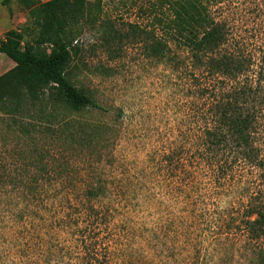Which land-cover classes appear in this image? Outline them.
I'll return each instance as SVG.
<instances>
[{
  "label": "rangeland",
  "instance_id": "rangeland-1",
  "mask_svg": "<svg viewBox=\"0 0 264 264\" xmlns=\"http://www.w3.org/2000/svg\"><path fill=\"white\" fill-rule=\"evenodd\" d=\"M218 1L221 5L213 8V14L219 11L233 24L236 36L260 60L256 45L263 42L259 34L264 35V0ZM2 2L0 44L9 32L25 31L29 24V13L19 0H12L9 7ZM141 14L136 8L113 11L110 16L118 28L126 29L130 22L147 24ZM102 38L96 29L83 27L74 43L79 52L71 76L74 85L98 105L75 117L90 125L82 136H94V150L77 154L52 140L40 127L38 107L33 119L18 116L14 120L15 116L0 111V264H27L23 262L26 258H33L28 264L38 259L36 264H50L42 258L46 256L42 251L47 252L52 244L68 246L66 253L72 254L61 262L58 259L59 264H81L84 253L80 257L81 249L76 248L80 236L74 237L75 245H68L67 232L59 235L52 223L54 218L69 219L70 213L77 221L75 226L93 230L95 220L89 218L90 205H84L82 191L89 184L97 188L103 184L108 189V198L92 206L104 211L106 204L112 210L110 223L102 227L100 235L114 234L111 243L104 242L112 264H256L257 256L238 227L243 226L238 213L241 188L249 186L248 181L223 182L220 187H224L219 188L212 177L209 180L199 173L198 181L190 185L189 163L187 170L176 171V166L172 169L163 160L177 155L180 147L191 156L187 142L194 138L197 127L193 122L202 106L188 84L193 70L182 67L178 72L175 64L149 59L140 46L125 42L112 53L103 47ZM31 39L26 37L28 42ZM173 49L177 56H188L184 49ZM14 66L0 55V77ZM207 80V86H216ZM260 109L264 114V106ZM32 126L39 129L32 131ZM260 132L264 133V123ZM42 153L46 163L54 159L58 168L68 161L77 177L52 182L33 200L20 191L21 182L34 184L39 169L31 163H37ZM246 174L250 179L249 170ZM246 201L241 200L242 207ZM44 218L48 220L45 226ZM32 225L37 226L36 231L31 230ZM38 236L43 237L42 244Z\"/></svg>",
  "mask_w": 264,
  "mask_h": 264
},
{
  "label": "trees",
  "instance_id": "trees-1",
  "mask_svg": "<svg viewBox=\"0 0 264 264\" xmlns=\"http://www.w3.org/2000/svg\"><path fill=\"white\" fill-rule=\"evenodd\" d=\"M11 2L3 0L2 4L9 7ZM19 2L29 13V24L25 31L9 32L0 44V54L15 63L14 69L0 77V111L15 116L14 120L18 116L33 119L36 118L33 112L38 107L40 127L45 128L52 140L77 154L94 150L93 146L96 148L94 136H82L90 125L75 119L85 111L98 108L71 78L74 59L79 52L78 44L74 43L84 26L101 33L103 47L112 53L125 42L140 46L149 59L175 64L176 71L190 67L192 81L188 84L196 90L192 91V96H196V101H202L198 108L201 115L195 116L193 122L197 127L194 138L187 142L191 146V156L182 153L180 147L177 155L170 154L163 160L172 169L176 166V171L187 170L189 163L192 169L188 175L190 185L198 181L199 173H204L209 180L212 177L219 188L224 187H220L223 182L231 184L237 179L243 184L244 180L248 181L249 186L243 184L241 188L243 196L239 198L238 213L242 219L239 224L243 226L238 227L243 229L249 248L257 256L256 264H264V133L260 132H263L264 123L260 109L264 106V35L259 34L263 42L256 45L261 55L260 60H255L250 47L236 36L235 26L220 16L219 11L213 14V8L221 5L218 0ZM136 8L147 24L130 22L126 29H120L110 16L113 11L120 13ZM26 37H32L31 41H26ZM173 47L184 49L188 56H177ZM207 79L213 80L210 83L216 86H207ZM203 122L205 126H201ZM37 129L39 126H32V131ZM42 154L37 163H31L39 169L38 177L33 180L35 185L21 182L23 189L20 191L33 200L38 191L48 190L52 182L77 177L68 161L58 168L54 159L46 163V154ZM186 170L184 175L188 173ZM248 170L250 179L246 174ZM101 186L89 184L82 190L84 205H90L89 218L95 220L93 230L75 226L77 221L70 213L67 214L69 219H53L52 227L59 235L67 232L70 240L66 244L75 245L74 237L80 236L76 248L81 249L80 257L84 253L81 264H112L111 252L107 251L104 242L111 243L114 234L100 236L104 232L102 227H108L110 223L112 210L106 204L104 211L92 206L108 198V189ZM244 198L247 201L242 207ZM45 208L47 212L48 207ZM76 212L78 210L74 214ZM52 215L55 216V211ZM46 222L48 220L44 218V226ZM31 230L36 231L37 226ZM38 238L42 244L43 237ZM67 247L52 244L46 248L47 252L42 251L46 254L42 258L50 264H59L63 258L72 257L71 253H66ZM31 259L26 258L23 262L28 264Z\"/></svg>",
  "mask_w": 264,
  "mask_h": 264
},
{
  "label": "crops",
  "instance_id": "crops-1",
  "mask_svg": "<svg viewBox=\"0 0 264 264\" xmlns=\"http://www.w3.org/2000/svg\"><path fill=\"white\" fill-rule=\"evenodd\" d=\"M1 55V54H0ZM15 67V66H14Z\"/></svg>",
  "mask_w": 264,
  "mask_h": 264
}]
</instances>
